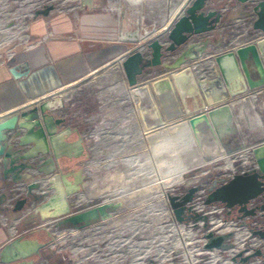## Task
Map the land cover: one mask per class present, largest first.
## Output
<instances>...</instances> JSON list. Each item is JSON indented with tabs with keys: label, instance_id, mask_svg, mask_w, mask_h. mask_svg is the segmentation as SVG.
Here are the masks:
<instances>
[{
	"label": "water",
	"instance_id": "obj_1",
	"mask_svg": "<svg viewBox=\"0 0 264 264\" xmlns=\"http://www.w3.org/2000/svg\"><path fill=\"white\" fill-rule=\"evenodd\" d=\"M222 1L185 0L164 26L120 9L114 35L128 48L126 53L64 92L44 96L30 108L0 117V180L28 182L25 197L14 203V210L22 213L8 240L0 246L1 262L34 264L41 257L39 250L51 237L44 229L24 230L45 218L52 219L55 228H80L108 217V210L117 208L107 202L94 205L97 197L82 199L83 175L75 165L90 158L102 123L116 111L114 103L122 106L127 101L143 132L161 134L164 128L178 124L179 131L192 138L203 160L179 171L166 194L175 220L184 224L186 248L226 251L233 246L232 232L214 234L206 230L207 216L188 204L197 185L208 179L203 203L224 205L228 214L234 213L241 220V225L246 224L244 217H261L262 225L250 229V238L262 239L264 245V201L249 205L258 197L264 198V142L252 147L257 170L234 174L226 182L212 178V157L205 152L206 147H218L225 137L237 139L235 112L240 113L239 105L245 97L254 98L264 89V0H235L248 4L256 1L251 28L261 35L250 42L221 51L216 49L223 39L207 37L188 42L191 36L215 30L223 17ZM79 4L93 9V0H79ZM59 5V0H50L32 9L28 17L9 19L0 29L13 31L20 21L28 24L48 20L58 12ZM144 49L149 50L147 55ZM174 53L173 60H163L165 54ZM199 63L203 67L199 68ZM64 107L68 115H52L51 111ZM169 139L166 135L162 145ZM29 159H33L31 164ZM48 190L51 194L43 201L29 203V198L44 197ZM6 198L7 194L1 192L0 208ZM245 250L237 251L231 260L248 264L255 258L264 259L260 248L244 255Z\"/></svg>",
	"mask_w": 264,
	"mask_h": 264
},
{
	"label": "crops",
	"instance_id": "obj_2",
	"mask_svg": "<svg viewBox=\"0 0 264 264\" xmlns=\"http://www.w3.org/2000/svg\"><path fill=\"white\" fill-rule=\"evenodd\" d=\"M169 1L93 0V9L82 8L80 20L75 29L63 10L58 11L48 20L37 19L29 22L26 27H18L22 33L23 31L28 33L34 45L24 47L22 52L10 59L14 63L28 65L23 78L14 80L15 77L11 75L8 63L5 60L0 61V117L13 110L30 108L33 102L41 100L44 96L64 92L74 84L97 74L126 53L128 48L125 44L117 42L114 35L117 14L120 9L144 16L146 22H156L164 26L185 0H175L171 6ZM225 3L222 1V6ZM248 5V3L230 0L227 3L228 8L223 12L219 27L231 24L232 30H224V33L201 34L199 35L202 37L200 40L207 38V36L224 39L225 36L234 33L233 35L230 34L229 42H221L216 49L221 51L240 46L250 42L255 36H259L260 32L251 29V21L254 16L250 14ZM25 11L26 9L22 10V13ZM42 35H45L44 38ZM175 56L176 53L170 54L168 60H173ZM201 63L198 64L199 68L203 67ZM153 76L155 75L150 77ZM251 97V95L245 97V101L240 103V113L235 112L239 128L237 139L225 137L218 147L205 148L206 154L212 157V162L222 161L223 164H227L226 158L232 159L231 156L234 155V152L264 142V89L255 93L254 98ZM116 104L113 105L116 111L110 113L101 125L103 129L92 147L91 156L94 157H91L83 165L82 179L85 188L83 193L85 194L91 189L102 188L110 183H115L116 179L112 180V175L118 171L133 180L135 188L149 182V178L145 179L142 175L137 174L135 161L139 155V150L135 149L136 146H133L132 141L128 140L133 133L140 137V132L142 134L147 132H143L139 127L138 117L133 107L132 109L131 107L125 109ZM124 116L129 119L122 120ZM254 127L257 129H253ZM122 129L127 130L125 136L120 133ZM117 132L120 134H116ZM122 140L124 147H122ZM189 145L194 148L195 156H199L192 138ZM122 156L128 157L122 161L120 158ZM200 162L202 159L199 157ZM193 166L196 165L188 166L186 169ZM110 167L114 169L111 170ZM111 171L113 172L111 173ZM13 185L9 181L0 180V193L4 192L9 197L5 190H10ZM127 191L128 188L119 189V193ZM36 200L34 197L29 198L31 203ZM155 201L157 202V197L148 195L143 197L140 202L131 201L128 206L111 201L105 202L117 205L124 213L122 209L129 211L133 208L153 207ZM18 214H20L19 211H15L13 207L6 208L4 204L0 208V218L10 215L14 218ZM231 215L234 216L235 214L231 213ZM10 230L0 224V246L8 240ZM215 259L216 257H214ZM50 261L52 264H60L55 256H51Z\"/></svg>",
	"mask_w": 264,
	"mask_h": 264
},
{
	"label": "built area",
	"instance_id": "obj_3",
	"mask_svg": "<svg viewBox=\"0 0 264 264\" xmlns=\"http://www.w3.org/2000/svg\"><path fill=\"white\" fill-rule=\"evenodd\" d=\"M24 1L22 3L26 6ZM48 1L50 0H28V7L24 8L26 11L23 12L22 15L24 17L30 16L32 9ZM66 1L74 2V5L69 7V10L82 8L79 4V0H60L58 11L61 10L63 7L62 4ZM224 1L226 2L225 5L220 8L222 13L228 8L227 3L230 0ZM255 2L256 1L248 5L250 14L254 16L253 20L255 19V15L252 12V5ZM11 18L15 17L9 15L4 20L5 23ZM20 23L21 25L26 24L21 21ZM20 23L18 25H20ZM26 26L27 25H25V27ZM15 30H18V27H13V31ZM222 30L223 27H220L211 33H220ZM199 35L191 36L188 42L202 39ZM169 56L170 54H165L163 60H168ZM10 58L9 56L8 60ZM10 71L11 75L15 77V80L24 77L26 68L23 67L21 71L10 68ZM252 147L253 146H249L234 152V155L231 156L233 161L226 169H223L224 165L220 166L215 164L214 178H222V182H226L234 174L257 170V165L252 156ZM32 162L33 159L28 160L29 164ZM27 184L28 182L24 181L14 184L9 190V197L6 198L4 207L12 208L17 200L25 197ZM208 185L209 182L199 183L194 192L192 201L188 204L195 212L207 216L206 230H211L214 234L226 232L233 233L231 239L233 246L226 251H203L198 247L187 249L186 241L180 233L184 224L178 223L175 220L168 204L166 194H164V204L162 208L167 210L168 219L154 221L153 216L155 214L152 217H150V215L147 216V214L152 212V209L148 212L146 209V211L143 212V219H140L136 212H132V214L127 213L128 215L125 214L126 216H124L117 207L115 209L116 211L114 213H109L108 217L96 220L80 228H55L52 219L44 221L41 226H47L48 229L52 228L50 232L51 239L45 243L40 250L48 252V254L41 256L34 264H52L50 261L51 256L57 257L60 264H171L174 262L179 264H235L231 260V256L239 250L246 248L243 253L244 255L251 253L254 248H260L264 252L262 239L257 237L250 238V229L260 227L263 223L262 218L259 216V219L258 217H244L242 220L246 224L241 225V220L228 214V208L224 205L219 203L205 205L203 201L207 195L206 189ZM33 192H36V190L34 189ZM263 201L264 198L258 197L252 200L249 205H258ZM102 202L105 201H96L94 205H98ZM157 212H159V210H157ZM259 213L260 211H257V215ZM113 218L117 222H112ZM141 220L144 221L143 223L150 226L144 229L145 232L138 231L140 229L136 227L139 224L138 221ZM214 221H218V225H214ZM160 223H162L161 228L164 229L161 238L160 236H154L158 233L155 231L154 225ZM171 225L172 228L169 227ZM215 256H217V259L213 261ZM0 264L4 263L0 261ZM248 264H264V259L255 258Z\"/></svg>",
	"mask_w": 264,
	"mask_h": 264
},
{
	"label": "rangeland",
	"instance_id": "obj_4",
	"mask_svg": "<svg viewBox=\"0 0 264 264\" xmlns=\"http://www.w3.org/2000/svg\"><path fill=\"white\" fill-rule=\"evenodd\" d=\"M23 1L24 0H0V26L5 23L4 20L9 15L11 17H15V18H18V17L22 16V10H24V8L28 7L27 3H25L26 6L22 3ZM172 3H175V0H170L169 1V5L170 6L172 5ZM72 5H74V2H72V1L67 2L66 1L63 4V7L61 8V10L65 11V14H67L72 27L75 29L78 26V23H79V20H80V16H81V13H82L83 9L82 8H80V9L74 8V9L69 10V7H71ZM219 23H218V25H217V27L215 28L214 31H216L217 29L220 28L219 27ZM25 25H27V24L21 25V23H20V25H18L16 27H22V26L25 27ZM231 27H232L231 24H225L223 26V30L221 31V33L222 32L224 33V30H232ZM18 31H19V29L15 30V31L11 30V31H5V32L0 33V38H1L0 41H3L5 39V42H3L2 44L11 41L9 44H7L2 49H0V61L5 60L6 63H8L9 69L10 68H14V70L16 69L17 71H21L23 69V67L28 68V65H26V64L25 65H21V64H18V63H14L11 60L10 61L7 60V58L9 56L11 58L14 57L17 53L22 52V49L24 47L32 46V45H34V43H32V40L29 38L28 33L23 31V33H20V35H19ZM230 34L228 36H225V38L223 39V43L224 42H229L230 36L233 35L234 33H232L231 35ZM44 36L45 35H42L43 38H44ZM143 53L145 55H147L149 53V50L144 49ZM90 77H92V76H90ZM145 77L146 76H142L141 79H143ZM122 107H124L125 109L131 107V109H132V106H131V104L128 101L124 102ZM51 113H52L53 116L64 117V116L69 114V111L64 107L62 109L53 110V111H51ZM90 118H91V116H90ZM126 118L127 117L124 116V117H122V120H124ZM127 119H129V118H127ZM253 129H257V127H254ZM138 130H140V129H138ZM126 131L127 130L122 129L121 132H120L121 135L125 136L126 135ZM89 132H92V128L89 129ZM120 133L117 132L116 134H120ZM178 134L179 135L176 134L174 136L173 135H168V137L170 138L169 139L170 142L168 144H166V145H164V144L162 145V142H163L164 138L158 139L157 140V144H156V149L157 150L155 152L156 153L155 156H152V153L147 150L148 145H147V137L145 136L146 134H142L140 132V137H139V135L133 133V134H131V137L128 138V140L132 141V145L136 146L135 149L139 150V152H138L139 155L137 156V158H136L137 160L135 161L137 174L138 175H142L145 179L149 178L148 179L149 182H146V183H144V184H142L140 186H142V187L143 186H151V187H153V189L156 186V188L154 190L152 189L150 192H147L146 195L139 196L138 198L133 199V200H137L138 202H140L143 197L148 196V195L149 196L152 195V196L158 198V196L161 194L160 192H161L162 186H170V183L176 177L175 175L181 169L183 170V169L187 168L188 166L198 165V164L201 163V162L199 163V157L200 156H195L196 152H195L194 148L189 145L191 143L190 136L188 134H183L180 131L178 132ZM95 143H94V145H95ZM121 143H123L122 147H124L123 140H122ZM94 145L91 146L90 158L94 157V156H91L92 155L91 154L92 153V147ZM125 147H127V146H125ZM19 148L23 149V147H19ZM127 157L128 156H122L120 158H122V161H123ZM154 159L159 161V165L161 166L160 169L156 168L157 164L153 163ZM232 161L233 160L230 157H228V158H226L227 164H223L222 161L212 162L213 163V166H212V169H213L212 178L215 177V171H214L215 164L216 165L218 164L220 166L224 165V167H228V166H230ZM85 162L86 161L79 162L78 164L75 165V168L79 169V170H81L83 172V167H84L83 165H84ZM202 162H203V160H202ZM128 166H129V164H128ZM110 168H111V170L114 169L113 167H110ZM158 171H161L164 176L167 175L168 179H164V180L160 181L157 178V176H154L155 174L158 173ZM112 172L113 171H111V173ZM82 175H83V173H82ZM24 182H26V181H24ZM202 182L203 183L209 182V179L208 180H204ZM134 184H135V182L133 180H130L129 177L124 174V178L122 180H118L115 183L113 182V183H110V184L106 185L105 187L98 188L102 192L97 196V200H95V202L96 201L105 200V201H111L113 203H117L119 205L128 206L130 204V202H131L130 199H128V197L131 194H128V193L135 188ZM140 186H138V187H140ZM120 188H128V191L119 193V189ZM130 188H131V190H129ZM5 191L8 194L10 193L9 189L8 190L6 189ZM50 194H51V190H48L47 194L44 197L37 198V200L34 201V203L43 201L44 198L48 197ZM77 195H81V194L80 193L76 194V196H74V197H77ZM82 195H84V196H82V198L86 199L88 197V192L86 194L82 193ZM105 195H107V196H105ZM123 195L125 196L124 199H126V200L123 199V201H120L119 200V196H123ZM102 196H105V197H102ZM29 203H31V202H29ZM26 207L29 208V205H26ZM162 207L163 206H162L161 203H158V202L155 201V204L153 205V207L149 206V207H143V208L142 207L133 208V209H131L129 211H126V209H124V210L122 209V211L125 212V213H123L124 216L128 215L127 213L136 211V213L138 214L137 216H139L140 219H143L144 210L147 209V212L149 210H151V209H155V210L161 211L163 209ZM115 209H113V208L111 209L110 208L108 211H109V213H114L116 211ZM21 213L22 212H20V214ZM20 214H18V216ZM18 216L14 217V218L11 215L10 216H5V217H1L0 218V224L2 226H4L7 230L11 229L14 226ZM49 219L50 218H45L42 222H38V223L26 228L24 230V232L35 231V230H38V229H44L50 236V232H51L52 228L48 229L47 226H41V224L44 221L49 220ZM138 222H139V224L136 227H137V229H140V230H138L140 232H142V231H144V229L150 227V226H148V224L146 225L145 223H143L144 221H142V220L138 221ZM161 227H162V223L154 225L155 231L158 232L156 235H154L155 237H157V236L159 237L160 236V238H161L163 236V230L164 229L161 228ZM10 235H11V233H10ZM39 253L41 254V256H43L45 254H48V252H44V251H41V250H39ZM39 259H37V261Z\"/></svg>",
	"mask_w": 264,
	"mask_h": 264
},
{
	"label": "bare ground",
	"instance_id": "obj_5",
	"mask_svg": "<svg viewBox=\"0 0 264 264\" xmlns=\"http://www.w3.org/2000/svg\"><path fill=\"white\" fill-rule=\"evenodd\" d=\"M25 3H27L28 4V0H26V1H24ZM179 9V8H178ZM174 15V14H173ZM172 15V16H173ZM172 16H170V18L172 17ZM170 18H169V20H170ZM168 20V21H169ZM167 21V22H168ZM167 24V23H166ZM2 32H5V30H0V33H2ZM19 33V35H20V33H22L20 30L18 31ZM20 37V36H19ZM1 39V38H0ZM3 42H5V39L3 40V41H0V49H2V47L4 46V45H6V44H9L11 41H9V42H6V43H4V44H2ZM179 125L178 124H174V125H171L170 127H166V128H164L163 129V131H161V134L160 133H153V134H151V133H146V137H147V145H148V148H147V150L148 151H150L151 153H152V156H155V152H156V144H157V140L158 139H160V138H165V136L167 135H173L174 133H175V135L177 134V135H179L178 134V132H179ZM174 136V135H173ZM153 163H155V164H157L156 166V168H158V169H160L161 168V166L159 165V161L158 160H156V159H154V161H153ZM196 163V162H195ZM231 165V164H230ZM229 167V166H228ZM228 167H223V169H226V168H228ZM182 170V169H181ZM180 170V171H181ZM154 176H157V178L160 180V181H162V180H164V179H168V177H167V175L166 176H164L163 175V173L161 172V171H158V173L157 174H155ZM176 176V175H175ZM174 176V177H175ZM124 178V174L123 173H121V172H115L113 175H112V179L114 180V179H116V181H118V180H122ZM87 183V182H86ZM89 187V186H88ZM87 188V187H86ZM155 188H156V186H155ZM154 188V189H155ZM169 188H170V186H162V189H161V194L158 196V198H157V202L158 203H161L162 205L164 204V194H167L168 192H169ZM153 189V187H151V186H140V187H136V188H134L133 190H131L128 194H131L129 197H128V199H130V201H132L133 199H136V198H138L139 196H143V195H146V193L147 192H150L151 190ZM153 189V190H154ZM156 191V190H155ZM88 192V191H87ZM102 191L100 190V189H98V188H94V189H91L89 192H88V197L87 198H93V197H97L100 193H101ZM142 194V195H141ZM86 198V199H87ZM125 198V196L123 195V196H119V200L120 201H123V199ZM124 200H126V199H124ZM105 201V200H104ZM151 207V206H150ZM151 209V208H150ZM144 211H146V210H144ZM136 212V211H135ZM131 214H132V212H130ZM129 213V214H130ZM155 214V215H154ZM157 214V215H156ZM150 215V217H152L153 215V220L155 221V220H160V219H168V213H167V210H165V209H162L161 211H159V212H157V210H155V209H152V212H150L149 214H147V216H149ZM112 222H117L114 218L112 219ZM214 225H218V221H214V223H213ZM170 228H172V225L171 226H169ZM221 228H222V226H221ZM13 230H12V228H11V232H12ZM180 233H181V236H182V234H183V229L182 230H180ZM216 257V259H217V256H215ZM215 261V260H214Z\"/></svg>",
	"mask_w": 264,
	"mask_h": 264
}]
</instances>
